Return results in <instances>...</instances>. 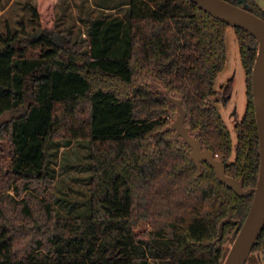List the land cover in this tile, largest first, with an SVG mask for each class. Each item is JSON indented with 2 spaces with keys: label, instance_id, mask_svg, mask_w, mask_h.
Returning a JSON list of instances; mask_svg holds the SVG:
<instances>
[{
  "label": "trees",
  "instance_id": "1",
  "mask_svg": "<svg viewBox=\"0 0 264 264\" xmlns=\"http://www.w3.org/2000/svg\"><path fill=\"white\" fill-rule=\"evenodd\" d=\"M237 3L236 0H228ZM249 10L264 19L254 0ZM125 17L96 18L89 38L60 44L53 0L30 5L42 34L0 35V264H221L228 235L251 196L220 182L207 161L168 128L180 99L184 124L225 164L227 175L254 186L258 135L251 95L257 41L235 26L247 104L229 128L215 104L229 24L191 0H128ZM39 45L37 56L24 46ZM233 79L224 95L229 96ZM89 142L88 212L60 216L49 190L48 143ZM233 154V158H231ZM13 190L14 193L9 192ZM150 229L137 233L141 223ZM264 250V228L252 251Z\"/></svg>",
  "mask_w": 264,
  "mask_h": 264
},
{
  "label": "rangeland",
  "instance_id": "2",
  "mask_svg": "<svg viewBox=\"0 0 264 264\" xmlns=\"http://www.w3.org/2000/svg\"><path fill=\"white\" fill-rule=\"evenodd\" d=\"M53 2L55 38L60 44L87 40L94 19L125 17L128 9V0H53ZM36 3L37 0H0V35L10 30L21 36L32 34L35 38L39 37L42 29L35 27L30 12V5ZM224 41L227 61L216 77L214 89L217 94L210 102L220 111L230 130L234 145L236 136L233 127L242 118L247 104L246 76L233 26L226 28ZM23 48L26 55L37 56L41 47L25 45ZM231 78L233 79L231 92L225 97L224 89ZM17 113H5L0 117V122ZM47 151L48 165L53 174L49 190L52 191V202L57 213L64 217L87 213L90 196L89 142L86 139L54 138L49 141ZM9 156L7 142L1 139L0 164L6 166ZM9 192L14 193L11 189ZM149 229V223L145 222L141 223L136 231L143 235ZM262 252V249L252 251L246 264H264Z\"/></svg>",
  "mask_w": 264,
  "mask_h": 264
},
{
  "label": "water",
  "instance_id": "3",
  "mask_svg": "<svg viewBox=\"0 0 264 264\" xmlns=\"http://www.w3.org/2000/svg\"><path fill=\"white\" fill-rule=\"evenodd\" d=\"M199 8L227 24L240 27L252 34L257 41L256 55L251 68V95L258 135L259 166L254 186L244 188L242 180L229 176L225 172V164L213 151L202 146L200 141L190 134L189 127L184 124L186 111L182 101L167 96L177 107L178 114L168 126L174 131L176 138L184 139L191 147L190 155L194 163L200 167L207 161L216 174L217 179L240 197L251 196L249 209L243 220L224 218L219 224V237L223 235V227L227 222L236 224L228 235L224 246L221 264H246L264 228V19L249 10L245 0H191Z\"/></svg>",
  "mask_w": 264,
  "mask_h": 264
},
{
  "label": "crops",
  "instance_id": "4",
  "mask_svg": "<svg viewBox=\"0 0 264 264\" xmlns=\"http://www.w3.org/2000/svg\"><path fill=\"white\" fill-rule=\"evenodd\" d=\"M256 4L264 11V0H254ZM263 263H264V250L262 252Z\"/></svg>",
  "mask_w": 264,
  "mask_h": 264
}]
</instances>
